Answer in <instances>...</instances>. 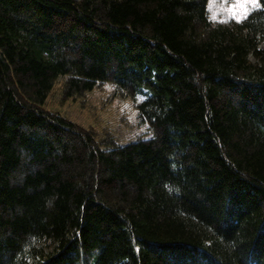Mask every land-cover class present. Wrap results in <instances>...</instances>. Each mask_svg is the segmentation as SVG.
<instances>
[{"label": "trees", "instance_id": "trees-1", "mask_svg": "<svg viewBox=\"0 0 264 264\" xmlns=\"http://www.w3.org/2000/svg\"><path fill=\"white\" fill-rule=\"evenodd\" d=\"M205 5L0 0V264H264V7ZM61 77L154 136L98 149L42 109Z\"/></svg>", "mask_w": 264, "mask_h": 264}, {"label": "rangeland", "instance_id": "rangeland-1", "mask_svg": "<svg viewBox=\"0 0 264 264\" xmlns=\"http://www.w3.org/2000/svg\"><path fill=\"white\" fill-rule=\"evenodd\" d=\"M250 60L254 61L252 57ZM66 81L67 77H61L56 81L42 109L59 115L74 124L80 131L91 134L93 143L98 149L128 144L144 139L149 134H151L150 138L154 136L149 125L141 123L138 118L135 106L143 99L142 96L135 98L124 96L112 81L108 80L98 84L90 92L65 98ZM66 143H68L67 140Z\"/></svg>", "mask_w": 264, "mask_h": 264}, {"label": "clouds", "instance_id": "clouds-1", "mask_svg": "<svg viewBox=\"0 0 264 264\" xmlns=\"http://www.w3.org/2000/svg\"><path fill=\"white\" fill-rule=\"evenodd\" d=\"M264 7L257 2V0H206V18L209 22H223L227 23L230 19L240 21L245 18L253 9ZM151 134L145 136L147 140ZM167 187V185H165Z\"/></svg>", "mask_w": 264, "mask_h": 264}, {"label": "snow or ice", "instance_id": "snow-or-ice-1", "mask_svg": "<svg viewBox=\"0 0 264 264\" xmlns=\"http://www.w3.org/2000/svg\"><path fill=\"white\" fill-rule=\"evenodd\" d=\"M257 2L260 3L259 0H257ZM260 4H261V3H260ZM106 87H107V85H106Z\"/></svg>", "mask_w": 264, "mask_h": 264}]
</instances>
